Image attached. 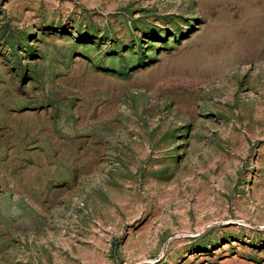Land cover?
Returning a JSON list of instances; mask_svg holds the SVG:
<instances>
[{
    "label": "rangeland",
    "instance_id": "rangeland-1",
    "mask_svg": "<svg viewBox=\"0 0 264 264\" xmlns=\"http://www.w3.org/2000/svg\"><path fill=\"white\" fill-rule=\"evenodd\" d=\"M0 264H264V0H0Z\"/></svg>",
    "mask_w": 264,
    "mask_h": 264
}]
</instances>
